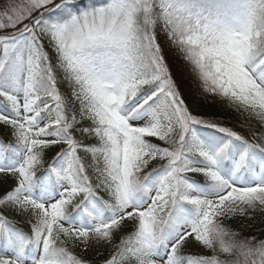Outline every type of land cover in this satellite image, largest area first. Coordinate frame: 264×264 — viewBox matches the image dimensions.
I'll return each mask as SVG.
<instances>
[{
    "label": "snow or ice",
    "instance_id": "6c2138e0",
    "mask_svg": "<svg viewBox=\"0 0 264 264\" xmlns=\"http://www.w3.org/2000/svg\"><path fill=\"white\" fill-rule=\"evenodd\" d=\"M257 213L264 0H0V264H264Z\"/></svg>",
    "mask_w": 264,
    "mask_h": 264
},
{
    "label": "trees",
    "instance_id": "16d2710c",
    "mask_svg": "<svg viewBox=\"0 0 264 264\" xmlns=\"http://www.w3.org/2000/svg\"><path fill=\"white\" fill-rule=\"evenodd\" d=\"M183 86H187V87H191V88H195V85L192 84L190 82V80L187 79V77L185 76L183 78ZM195 100L197 102H199L200 98H195ZM212 102L208 101L205 103L204 107L207 108L208 105H210ZM217 111H219V119L223 122H225L226 124H228L229 126H235V127H239V123L238 121H240L242 118H240L237 114L233 113L231 109L228 108H223V109H217ZM256 218L258 219V221H262L263 225H264V217L261 216V214L257 213ZM261 218H263L262 220H260ZM262 226V225H261ZM231 227L236 229V224L235 222H233L231 224Z\"/></svg>",
    "mask_w": 264,
    "mask_h": 264
},
{
    "label": "rangeland",
    "instance_id": "374dc122",
    "mask_svg": "<svg viewBox=\"0 0 264 264\" xmlns=\"http://www.w3.org/2000/svg\"><path fill=\"white\" fill-rule=\"evenodd\" d=\"M262 219L263 218H261L260 220H262ZM235 224H236V229L241 230V228H242L241 221H236ZM243 228H244V234H246V235L260 236L261 235V229H264V225H263L262 221H258V219L255 218V220H253L251 222L244 220L243 221Z\"/></svg>",
    "mask_w": 264,
    "mask_h": 264
}]
</instances>
